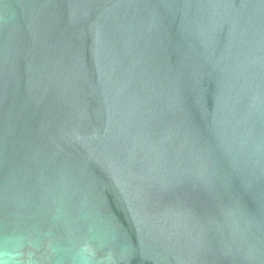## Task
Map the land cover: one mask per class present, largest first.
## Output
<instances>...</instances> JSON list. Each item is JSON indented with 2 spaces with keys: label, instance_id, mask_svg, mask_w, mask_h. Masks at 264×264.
Returning a JSON list of instances; mask_svg holds the SVG:
<instances>
[{
  "label": "water",
  "instance_id": "obj_1",
  "mask_svg": "<svg viewBox=\"0 0 264 264\" xmlns=\"http://www.w3.org/2000/svg\"><path fill=\"white\" fill-rule=\"evenodd\" d=\"M0 264H264V0H0Z\"/></svg>",
  "mask_w": 264,
  "mask_h": 264
}]
</instances>
